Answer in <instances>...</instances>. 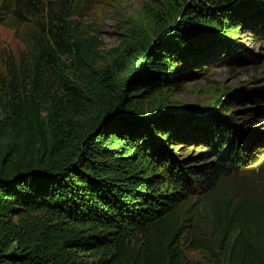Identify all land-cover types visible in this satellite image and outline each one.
I'll return each instance as SVG.
<instances>
[{"label": "trees", "instance_id": "trees-1", "mask_svg": "<svg viewBox=\"0 0 264 264\" xmlns=\"http://www.w3.org/2000/svg\"><path fill=\"white\" fill-rule=\"evenodd\" d=\"M97 1L0 0L27 46L0 71V264H264V136L222 119L241 92L215 87L218 115L165 114L229 31L264 42L261 7L146 0L106 59ZM263 81L240 100L264 101Z\"/></svg>", "mask_w": 264, "mask_h": 264}, {"label": "rangeland", "instance_id": "rangeland-1", "mask_svg": "<svg viewBox=\"0 0 264 264\" xmlns=\"http://www.w3.org/2000/svg\"><path fill=\"white\" fill-rule=\"evenodd\" d=\"M146 0H98L94 9L89 13L87 20L94 28V34L101 41L103 56L107 59V53L114 46H118L122 40L121 27L126 26L128 19L135 16L141 9ZM238 1L234 5H238ZM264 14V9H256ZM92 22V23H91ZM259 26V30L264 31V25ZM250 32L244 30L229 31L230 38L226 35L222 36L231 43H235L230 49L231 52H226L225 49L217 51L220 59L213 62L208 61L206 69L203 72L189 77L185 82V87L180 91L171 92L168 98L174 102H180L181 105L174 104L165 109V114L190 113L196 116L218 115L220 106L216 104L217 98L222 93L214 91L215 87H225L230 90V93H243L242 87L252 82L254 78H264V42L258 41V36L255 31L249 29ZM26 44L18 36L13 21L8 19L4 24L0 25V71L5 72V63L11 56L19 59L20 55L26 51ZM235 50L245 55V59H240L236 56ZM234 52V53H232ZM228 54V55H227ZM197 77V79H195ZM219 82L221 84H219ZM256 91L264 95V81L254 85ZM254 93H256L254 91ZM239 95L244 98L245 95ZM237 101L238 106L233 108L235 111L222 116L229 120L230 127L236 131L246 133H257L261 137L264 136V101L257 105V100L250 99L253 103H243V100ZM262 100V99H261ZM242 102V103H241ZM144 106L150 111H146V115H160L162 112H152L154 101L145 100ZM180 106V107H179ZM240 132V133H241ZM241 133V134H242ZM198 144L197 142L195 145ZM198 147V146H196ZM191 147L182 143L176 154L180 157H185ZM197 156L195 151L191 152L186 158ZM264 155L256 159H263ZM185 159V158H184ZM252 161L250 164H245L247 167H253ZM185 253L194 260H203L205 252L194 249H185Z\"/></svg>", "mask_w": 264, "mask_h": 264}, {"label": "water", "instance_id": "water-1", "mask_svg": "<svg viewBox=\"0 0 264 264\" xmlns=\"http://www.w3.org/2000/svg\"><path fill=\"white\" fill-rule=\"evenodd\" d=\"M238 1H240V0H238ZM254 2H255L258 6H260L261 8L264 9V4H263L260 0H254ZM235 3H236V1H235V2H231L230 4L228 3V5H229V6H233Z\"/></svg>", "mask_w": 264, "mask_h": 264}]
</instances>
